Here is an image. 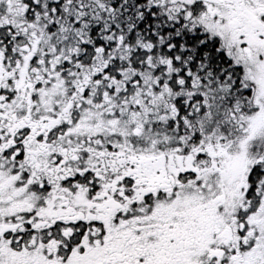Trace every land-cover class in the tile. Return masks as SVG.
Returning a JSON list of instances; mask_svg holds the SVG:
<instances>
[{
	"label": "snow or ice",
	"instance_id": "obj_1",
	"mask_svg": "<svg viewBox=\"0 0 264 264\" xmlns=\"http://www.w3.org/2000/svg\"><path fill=\"white\" fill-rule=\"evenodd\" d=\"M0 264H264V0H0Z\"/></svg>",
	"mask_w": 264,
	"mask_h": 264
}]
</instances>
